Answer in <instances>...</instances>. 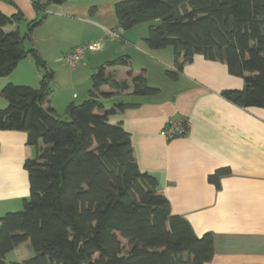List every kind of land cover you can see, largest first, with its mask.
<instances>
[{"label":"trees","instance_id":"16d2710c","mask_svg":"<svg viewBox=\"0 0 264 264\" xmlns=\"http://www.w3.org/2000/svg\"><path fill=\"white\" fill-rule=\"evenodd\" d=\"M66 0H36L38 11ZM117 28L127 30L148 22L145 38L150 48L171 47L176 79L195 54L224 62L228 72L243 79L241 89L222 95L242 107L264 108V0H118L114 3ZM20 13L0 11V76H7L18 62L30 56L41 71L37 88L7 83L1 94L0 129L23 130L37 146L25 159L29 197L20 210L0 217V264L6 254L29 241L33 255L13 264H205L213 256L210 233L197 236L189 222L171 211L169 201L151 174L137 165L129 133L121 122L108 117L137 105L116 102L105 109L102 99L114 95L101 86L125 90V80L105 74L106 66L129 65V56L107 61L93 73L88 96L70 102L63 118L45 107L50 92L51 69L33 47L31 38L42 19L5 30ZM158 20V21H156ZM156 21V22H155ZM145 71L133 76L131 94L155 96L159 88L146 84ZM210 175L217 179L225 172Z\"/></svg>","mask_w":264,"mask_h":264},{"label":"crops","instance_id":"0c3cea01","mask_svg":"<svg viewBox=\"0 0 264 264\" xmlns=\"http://www.w3.org/2000/svg\"><path fill=\"white\" fill-rule=\"evenodd\" d=\"M35 1L0 0V11L7 16L21 14L20 21L11 23L15 28L21 21L38 18ZM116 1L66 0L47 6L53 15L41 24L48 23L46 40L50 42L36 48L53 72L44 106L62 113L70 102L78 103L76 87H83L82 99L88 96L92 69L129 56V65L105 67L109 78L125 80L129 88L102 85L103 91L114 92L102 102L105 109L119 101L137 105L110 115L108 121L122 123L138 167L156 178L171 211L185 218L197 236L212 235L213 256L205 264H264V108L242 107L225 98L222 91L243 88V79L230 74L224 62L205 59L202 54H195L176 79H169L165 70L174 69L173 50L147 45L148 22L131 27L134 31L121 29L119 41L108 39L105 30L117 27ZM56 18L62 21L54 22ZM81 32L85 33L79 36ZM56 37L62 39V45ZM92 42H101L100 49L89 52L69 76L61 71L63 67L58 70V65L63 66L61 57L68 51ZM47 60L54 64L48 66ZM142 70L146 84L159 88L157 95L131 94L128 72L135 76ZM12 72L0 87L3 83L35 88L40 84L41 71L30 56L21 59ZM169 117L186 121L184 135L166 139L161 134ZM37 146L28 142L26 131L0 129V217L20 209L29 197L23 163L35 156ZM218 169L226 171L210 179ZM32 255L29 241H24L6 254L5 261L13 264Z\"/></svg>","mask_w":264,"mask_h":264},{"label":"rangeland","instance_id":"374dc122","mask_svg":"<svg viewBox=\"0 0 264 264\" xmlns=\"http://www.w3.org/2000/svg\"><path fill=\"white\" fill-rule=\"evenodd\" d=\"M52 10H51V8H49L48 10H45V11H39L38 12V20H40V19H44V18H50L53 14H52ZM57 20H55L54 22H56V21H62V19H60V18H56ZM59 19V20H58ZM156 21H158V20H156ZM155 21V22H156ZM143 23H146V22H143ZM142 23V24H143ZM76 26H79L80 27V25H83L82 23H80V24H75ZM17 26H18V28H19V30H20V33H21V35H23L24 34V32L26 31V21H21L20 23H19V25H18V23H17ZM136 27V26H135ZM146 28H147V26H146ZM5 29H7L8 31L9 30H12L13 29V27L11 26V24H8V25H6L5 26ZM130 29H132L131 31H134L133 29H135V28H130ZM139 30H137V36H139V32H138ZM85 32H81L80 34H79V36H82L83 34H84ZM87 33V32H86ZM135 33V32H134ZM48 36V23L47 24H38V25H36L35 26V28H34V30L32 31V34H31V38L30 39H28V38H26L24 41H23V45H24V47L26 48V49H29V48H31V47H33V48H39V49H41V48H43L47 43H48V41L49 40H46V37ZM55 41H57V43L59 44V45H62L63 44V41H62V39H60V37H56V39H55ZM50 42V41H49ZM84 44H87V43H84ZM89 53V51L85 54V56H84V58L77 64V66L76 67H79V66H81V64H82V62H83V60H85V58H86V56H87V54ZM52 65V64H54V61L53 60H47V65L49 66V65ZM61 64H63V66H61V65H58V70H61V68L63 67V70H61V71H64V73L67 75V76H69L70 75V72H72V71H74V69L72 68V67H70V66H68V64L65 62V60H64V58L63 57H61ZM64 64H65V66H64ZM57 65V64H56ZM95 71H96V68L95 69H92V71H90L91 72V74H93V73H95ZM85 72H88V71H85ZM15 73L16 72H12V74L11 75H15ZM76 73H77V71H76ZM82 75H83V70H82ZM9 76H10V74H8L7 76H0V83H2V82H4L6 79H8L9 78ZM5 84H7V83H3V85H1V87H0V91H1V88L5 85ZM13 84H15V83H13ZM16 84H18V83H16ZM19 85H22V84H19ZM76 89V93H77V95H78V97L75 99L76 100V102H78L77 104H79V103H81L84 99H82L80 96H81V94L83 93V87L80 85V86H78V87H76L75 88ZM55 90H53L52 92H53V95H54V97L55 98H57V94L58 93H56V92H54ZM70 94H71V91H70ZM58 99V98H57ZM60 100H62V99H59V101ZM128 101V100H127ZM113 104V103H112ZM7 106V101H6V99L3 97V95L1 94V92H0V108H5ZM107 106H109V105H107ZM59 114V113H58ZM60 115L64 118L65 117V115H64V111L62 112V113H60ZM22 207L23 206H21V208L20 209H22ZM20 209H17V210H20Z\"/></svg>","mask_w":264,"mask_h":264},{"label":"built area","instance_id":"2783aa9c","mask_svg":"<svg viewBox=\"0 0 264 264\" xmlns=\"http://www.w3.org/2000/svg\"><path fill=\"white\" fill-rule=\"evenodd\" d=\"M120 33H121L120 29L117 27L105 30L106 37L113 41H119L121 39ZM100 47H101V42H92V43L78 45L65 54L64 60L70 67L74 68L84 58L85 54L88 51L89 52L96 51L99 50ZM186 130H187L186 121L179 118L169 117L165 121L161 129V134L166 139H172L184 135Z\"/></svg>","mask_w":264,"mask_h":264},{"label":"water","instance_id":"95a60500","mask_svg":"<svg viewBox=\"0 0 264 264\" xmlns=\"http://www.w3.org/2000/svg\"><path fill=\"white\" fill-rule=\"evenodd\" d=\"M98 69L95 71V73H97Z\"/></svg>","mask_w":264,"mask_h":264}]
</instances>
